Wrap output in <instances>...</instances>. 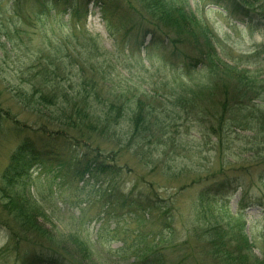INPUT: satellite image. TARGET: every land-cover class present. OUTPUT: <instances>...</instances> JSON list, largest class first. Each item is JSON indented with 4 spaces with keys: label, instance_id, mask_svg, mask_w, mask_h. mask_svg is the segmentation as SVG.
<instances>
[{
    "label": "rangeland",
    "instance_id": "1",
    "mask_svg": "<svg viewBox=\"0 0 264 264\" xmlns=\"http://www.w3.org/2000/svg\"><path fill=\"white\" fill-rule=\"evenodd\" d=\"M162 3L171 11L191 14L201 28L211 32L216 40L207 43L216 55L211 62L219 74L238 80L249 73L255 92L256 83L264 79V11L254 15L256 27L251 30L250 24L234 20L209 0ZM259 5L264 10V0ZM141 6L139 0H0V187L22 138L13 128L15 121L35 130L47 124L42 114H58L54 106L43 111L35 103L34 110H29L18 94L37 99V91L53 92L58 86L66 95H87L93 102L88 111L96 117L106 119L104 110L113 115L109 132L114 137L94 138V147L100 145L102 153L114 158L113 164L123 170L124 192L136 187L135 194L144 193L145 205L160 200L155 210H145L141 221L130 217L128 210L110 221L98 199L107 185L89 180L80 183L79 190L67 189L59 187L56 176L37 168L28 177L25 201L37 214L41 233L18 232L0 203V264H16V254L7 250L10 236L6 228L11 227L24 249H29L31 241L34 251L57 250L77 264H130L134 255L129 246L135 244L136 236L149 232L158 237L146 243L160 241L156 253H165L167 264H236L227 263L228 247L219 250L225 254L219 261L213 251L201 248L208 238L203 229L214 219L243 228L249 249L245 262L234 256L239 264H264V213L253 205V200L264 198V130L254 122L246 130L228 120L221 131L220 124L232 118L221 111V101L250 100L252 93L230 81L231 96L224 87L207 89L225 76L215 77V66L187 69L178 57L170 58L174 52L192 57L194 46H176L177 38L166 36L150 13L142 17ZM201 49L207 51V46L202 43ZM208 91L213 96L205 95ZM58 97L60 101L62 95ZM260 98L257 105L264 104V94ZM140 104L156 113L157 121L165 126L158 135L165 132L169 139L166 146L153 143L145 147L147 165L132 152H122L115 138L123 137L128 143ZM165 153L166 159L162 158ZM229 177L240 178L243 188L233 191L227 186L222 199L218 196L209 208V216H200L208 212L199 211V193ZM243 195V206L248 208L241 212ZM235 230L231 249L238 251ZM124 244L125 252H118Z\"/></svg>",
    "mask_w": 264,
    "mask_h": 264
},
{
    "label": "trees",
    "instance_id": "2",
    "mask_svg": "<svg viewBox=\"0 0 264 264\" xmlns=\"http://www.w3.org/2000/svg\"><path fill=\"white\" fill-rule=\"evenodd\" d=\"M57 1V0H55ZM217 6L222 7L229 15L239 22H247L250 24L251 30L256 27V22H254V15H260L262 6H260V0H209ZM139 4L142 9V17L148 16V13L152 15L157 24L163 27L162 32H165L166 36L174 35L177 40L175 45H180L184 43H190L194 46V52L196 53L192 57L187 56L184 52H174L170 58L178 57L181 59L187 69L191 67L197 68L199 65L214 67L215 65L211 62L212 56L215 53L211 48V44L216 40L207 30L201 28L197 20L190 14L184 15L183 10H169L162 0H139ZM262 15V14H261ZM261 25H264L261 24ZM185 41V42H184ZM202 43L207 46V51L202 50ZM163 44V43H162ZM185 48L183 45L182 49ZM210 51V52H209ZM212 53V54H211ZM213 57V58H214ZM169 58V59H170ZM200 62V63H199ZM211 62V63H210ZM60 70V66H59ZM215 77H223V81L217 80L215 84L207 89H212L216 91L218 88H225L229 90L228 95H232V90L230 87V82L234 83L235 86L242 88L244 91H251V99L248 100L246 97L241 98L237 102H230L226 100L224 103L221 101L220 109L224 114H231L230 117L222 121L221 131L224 130V122L232 120L236 126H245V129H249L250 123L254 122L261 126L264 130V104L257 105L255 102L261 100L260 98L264 94V79L257 82V89H252L250 81L252 80L249 73L242 74L241 78L234 80V78L229 74H219L216 66L214 67ZM219 74V75H218ZM231 77L233 80H231ZM257 77V76H256ZM216 80V79H215ZM257 81V78H255ZM230 81V82H228ZM214 83V82H213ZM261 83V84H260ZM223 85V86H222ZM58 87V86H57ZM55 88V91L45 92L43 90L40 92V96L35 99V95L26 96L18 94V98L24 106L31 110H34V103L37 104L43 111L46 110L47 106H54L58 112L56 115H46L42 114L44 119H46L45 125H41L38 129H30L26 124H22L20 121H15L13 125L14 130L17 131L18 135H21V141L16 146L15 151L11 155L9 164L7 165L5 171L3 172L1 178L0 187V203L4 210H8V222L11 223L18 232L26 235L27 233H34L38 235L40 232V227L38 224V217L34 215V211L28 207L25 201V196L29 195V178L31 172L37 168L40 171H47L49 176H56L59 179V187L68 186L69 188H76L79 190V184L84 185L90 180H95L96 183L102 186L107 185L105 190H103L102 195L98 194L99 201L105 206L106 210L104 214L107 215L111 221L115 217H119V212L127 211L130 217L136 219L143 218L142 214H145L147 208L155 210L160 200L153 202V205H145L146 197L142 194H135L136 187L129 193L124 192L122 184V178L124 175L123 170L119 168L115 163V159L110 160L109 156H105L101 147H94V138H105L106 135L110 134L109 125L112 128L114 126V117L110 113H106L105 110L103 115L106 119L96 117L93 112H89L88 109L92 106V101L87 95L81 96L78 92L76 96H73L70 92L68 95L62 92L60 88ZM223 88V89H224ZM212 93V92H211ZM209 91L205 95L208 97L213 96ZM239 93V92H236ZM58 94L62 95L61 100H58ZM260 98V99H259ZM141 105V104H140ZM0 104V114L2 111ZM181 106V104H180ZM121 109V108H120ZM183 109V108H182ZM148 110L142 105L139 107L136 115L133 119V129L134 133L131 134L128 143L125 144L123 137H115L120 141V150L124 153H131L135 156L140 163L147 165L145 160L146 146H151L153 143L166 146L169 142L166 133L158 135L159 131H164L165 126L162 122H158L156 119V113L151 109ZM42 111V112H43ZM120 111V110H119ZM215 111V110H214ZM221 112V113H222ZM9 113V112H7ZM165 114V113H164ZM177 115V114H176ZM10 116V115H7ZM4 120V118H3ZM11 121V120H9ZM168 129V127H166ZM111 135V134H110ZM114 137V136H110ZM112 140V138H111ZM143 144H147L142 146ZM162 158H167V153H165ZM230 186L233 191L243 188V184L240 178H226L218 184L215 188L207 187L204 188L199 193V211H207L208 215L200 212V216L208 217L209 208L215 206V202L218 199H222L224 194V189ZM101 196V200L99 198ZM219 198L217 199V197ZM217 199V200H216ZM240 201V211L248 208L243 206L246 201L243 195ZM254 204L262 208L264 213V198L261 200H253ZM197 204V203H195ZM224 208V207H221ZM102 212L100 213V215ZM102 217V216H100ZM99 217V218H100ZM203 218V219H204ZM233 219V218H230ZM241 222V220H239ZM6 222L8 225L9 223ZM206 229H203L207 233V240L201 245L202 249L207 248L213 251V258L219 261L218 257H222L225 254L221 253L223 247L230 253L226 254L227 263L232 261L233 263L239 264L234 256L239 255V260L246 261V253L249 249V241L243 228L228 224V222H218L214 219L212 225L210 222L206 223ZM15 228H6L9 231L10 241L7 246V250L15 255L16 264H77L70 256L65 257L63 252L54 251L50 252L47 249L34 251V245L30 242L27 243L29 249H24L19 245L20 241L16 238L14 230ZM237 232L238 237L236 238L237 245L239 249H231V232ZM38 232V233H37ZM28 235V234H27ZM135 237V244L130 247L133 251V261L130 260V264H167V259L163 254H157L156 251L159 250L160 244L158 242H153L148 245L146 242L152 237L156 239L158 235L149 232L147 235L143 234ZM157 240V239H156ZM163 241V240H162ZM146 243L147 245H143ZM126 244L118 249V252H125ZM63 247V246H62ZM80 253L84 254L89 258V256L84 252V249L79 250ZM122 252V253H123ZM2 253V252H1ZM245 257H244V256ZM223 256V257H224ZM233 257V258H232ZM245 258V260H244ZM185 260L186 257L181 260ZM258 260V259H256ZM182 263V262H181ZM220 262H217V264ZM259 263V261H258ZM225 264V262H224Z\"/></svg>",
    "mask_w": 264,
    "mask_h": 264
}]
</instances>
